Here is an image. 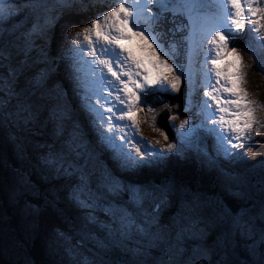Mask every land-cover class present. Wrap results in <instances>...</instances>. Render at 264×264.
<instances>
[{
    "label": "rangeland",
    "instance_id": "rangeland-1",
    "mask_svg": "<svg viewBox=\"0 0 264 264\" xmlns=\"http://www.w3.org/2000/svg\"><path fill=\"white\" fill-rule=\"evenodd\" d=\"M202 1L205 3L204 7L218 10L213 0ZM117 2L118 0H70L69 6L64 0H44L43 8L33 10L19 7L13 15L0 20V83H5L0 92L7 94L0 95V111L5 106V100L13 104L12 111H6L8 119L4 120L0 116V144L4 141L9 150V158L13 157L16 163L14 166L1 162L0 264H111L115 260L121 261L122 264H160L161 261L168 260L166 249L148 248V241L139 236L124 241L122 249L114 250V238L109 236L108 229L104 227L109 223H112L113 227L116 226L112 218L101 208L81 209L76 206L69 194L72 185L78 183V180L73 178L71 182H64L54 178L57 163L49 164L45 160H56L57 153L64 147L65 141L70 139L73 131L83 130V138L89 141V150L94 151L97 156L95 162L86 169V173L89 187L102 197L99 202L103 207L113 203L121 204L129 199L127 191L119 195H112L107 191L102 178L105 168L112 170L117 179L126 180L134 176L139 183L173 185V194L170 196L172 203L161 212L162 222H169V218L175 215L179 208L181 188L186 189L184 195L187 199H191L187 193L200 192L221 201L228 197L233 202L236 198L232 193L242 191L250 196L256 195L252 197L257 205L259 204L264 185V29L257 31L256 25L246 24L240 32L229 35L225 30L231 26L230 18H226L229 14L227 9H231L228 5L225 9L218 10L224 20H221L216 12L211 21L230 37V46L237 49L236 55L226 54L217 62V67L225 70L229 83H235V72L239 71L242 75L239 87L254 109V123L248 133V143L259 141L252 144L253 148L258 150L254 159L252 153L245 152L244 159L236 164L220 160L213 165L203 152L187 151L184 158L165 152L168 159L159 166L144 168L138 173L120 172L110 154H105L98 144L93 143L95 136L89 123L90 117L80 108L79 98L71 90L68 68L71 61L56 59L65 55L62 49L74 46L73 38L82 26L89 24L92 19L115 6ZM128 2L131 3V0ZM223 2L227 3V0H222L220 4ZM176 3L178 8H183L178 11L187 19L189 29L198 32L204 25L201 21L202 14L197 12V9L193 10L191 0H176ZM257 6L264 8V0H257ZM186 7H189L191 13H187ZM204 12L209 16L206 10ZM189 15H192L191 20ZM46 21L51 23L46 24ZM140 23L143 25L144 20L141 19ZM34 24L38 29L46 30L45 35L50 38L47 45L41 32L33 31ZM72 24L78 27H70ZM252 35H255L260 43L254 42V46L244 45ZM205 43L193 45L183 68L187 81L182 83V88L189 98L188 111L182 110L179 115L175 113L171 120L167 118L165 127L159 130L152 128L149 123H159L161 115H168L167 110L160 111L154 120H146L143 112L138 114V131L135 138L142 140L150 149H167L168 144L173 143L183 131L180 128L181 122L191 118V124L185 127L195 130L194 143H198L201 149H206L208 154L214 155L216 141L210 130L220 129L208 116L215 114V104L208 101L210 107H206L203 103L207 101L204 91L211 90L215 84L216 78L211 72L212 65L206 61V54L214 53L210 52L213 47L210 37ZM141 44L142 42L134 38L127 46L135 55L144 56L149 50L146 46L142 48ZM42 48L47 52V57L41 55ZM176 62L182 64L180 61ZM41 72H47L48 78L38 85L37 78ZM56 84L67 93L65 99L60 98ZM7 90H11L12 94L9 95ZM157 93L163 95V100L168 98V94L170 97L166 100L169 105H179V101L175 99L178 93H172L170 90ZM62 110L66 115H61ZM77 123L81 128L75 127ZM57 125L62 129L59 136L56 135ZM169 134L172 138L167 136ZM165 136L168 137L167 140ZM195 137L199 139L196 140ZM223 163L237 168L235 173H221L220 167ZM248 164L252 167H248ZM245 167H248V170H245ZM237 171L243 176L238 177ZM1 172L6 176L3 177ZM251 173L253 175H250ZM256 173L259 175L257 180L254 179ZM249 175L251 180L248 179ZM53 185H63L59 192L62 213L53 211L45 203L48 190ZM212 190L217 191L213 193ZM84 198H87V191ZM37 200L39 204L35 203ZM127 207L129 211L141 213L151 212L154 205L145 200L140 209L131 204ZM89 214L95 217V223L87 220ZM137 219L142 220V215H138ZM137 240L141 243H137ZM97 241H103L107 247H98ZM32 248H40L39 253L42 255L39 256H42L44 261L32 253ZM130 249L141 251L133 253ZM186 258L187 255L179 258L181 264ZM217 258L230 259L233 264H259L261 259L260 256L246 253L243 246L231 257H214Z\"/></svg>",
    "mask_w": 264,
    "mask_h": 264
},
{
    "label": "snow or ice",
    "instance_id": "snow-or-ice-1",
    "mask_svg": "<svg viewBox=\"0 0 264 264\" xmlns=\"http://www.w3.org/2000/svg\"><path fill=\"white\" fill-rule=\"evenodd\" d=\"M64 2L70 6V0ZM227 4L231 8L230 23L236 32H240L246 24L256 25L257 31L264 29V8L257 6V0H227ZM19 7L40 9L44 7V0H0V20L13 15ZM165 13H171V16ZM179 15L176 0H131V3L118 0L115 6L82 26L73 38L74 46L62 49L65 55L56 57L57 60L71 61L68 65L71 90L79 98L80 108L90 117L89 123L95 136L93 143L98 144L105 154H110L120 172L138 173L141 169L159 166L168 159L165 152L180 158H184L187 151L203 152L214 165L220 160L236 164L244 159L245 152L252 153L254 159L258 151L252 144L259 141L248 143L254 109L239 87L242 75L239 71L235 72V83H229L225 70L217 67V62L226 54L236 55V47L230 46V37L211 21H206L196 32L179 20ZM141 19L144 20L143 25ZM33 31H40L47 45L50 38L45 35L46 30L38 29L34 24ZM209 37L213 46L210 52L214 55L206 54V61L212 65L211 72L216 79L211 90L204 91L207 101L203 103L206 107H210L208 101L215 104V114L208 116L220 129L210 130L216 141L214 155L194 143L195 130L185 127L191 124V118L181 122L183 131L173 143L168 144L167 149H150L142 140L135 138L138 114L143 112L146 120H154L160 111L167 110L168 119H173L172 108H180V105L163 103L158 109L154 101L149 100L150 96L155 98L158 91L168 90L185 97L183 110L188 111L189 98L182 88L187 77L183 66L176 61L178 57L190 56L193 45H202L208 42ZM134 38L142 42V48L146 46L149 50L144 56L135 55L127 46ZM41 55L47 57L43 48ZM47 78L48 73L41 72L37 84ZM188 84L190 86V81ZM55 87L59 89L60 98L65 99L67 93L59 84ZM61 115L66 113L62 110ZM156 126L154 123L153 127ZM75 127L81 128L79 123ZM61 132V127L57 125L56 135ZM83 137V130L73 131L57 153L56 160L46 159L45 162L57 163L55 179L71 182L75 178L79 181L72 185L69 194L77 207L101 208L112 218L116 226L109 223L104 227L114 238V250L122 249L124 241L139 236L148 241V248L166 249L168 260L160 264H181L179 258L185 255L187 258L183 264H233L230 259L214 257H231L241 250V246L249 255L260 256L259 264H264V189L258 205L252 196L237 191L232 193L236 198L234 204L228 206L200 192L187 193L191 197L187 199L184 195L186 189L181 188L179 208L169 222H162L161 212L172 203L173 185L139 183L134 176L121 180L112 170L105 168L102 178L107 191L112 195L127 191L129 199L103 207L99 202L102 197L90 189L86 173L97 156L89 150V141ZM165 139L168 137L165 136ZM62 187L53 185L45 197L46 205L57 213L63 212L59 195ZM86 191L87 198H84ZM145 200L153 203L151 212L129 211L128 204L140 209ZM138 215H142L143 219L138 220ZM86 218L90 223L96 222L90 214ZM137 243L141 241L137 240ZM97 246L107 247L103 241H97ZM130 251L139 253L141 249ZM111 264L122 262L115 260Z\"/></svg>",
    "mask_w": 264,
    "mask_h": 264
},
{
    "label": "trees",
    "instance_id": "trees-1",
    "mask_svg": "<svg viewBox=\"0 0 264 264\" xmlns=\"http://www.w3.org/2000/svg\"><path fill=\"white\" fill-rule=\"evenodd\" d=\"M1 48V47H0ZM5 83H0V91L3 89V85H4ZM11 85H13V84H11ZM10 91V90H9ZM9 91L7 90V92H8V94H9ZM0 95H2V96H6L7 94H6V92H0ZM7 100H5L4 102H5V106L1 109V111H0V116L5 120V119H8L9 117L8 116H6V111H12V106H13V104H12V102L10 101V103H9V101H7ZM8 103H9V105H8ZM8 145V144H7ZM9 152V150H8V147H6L5 146V144H4V141L0 144V159H2V160H0V170H2V164H1V162L2 161H4L5 162V165H10V164H13L14 166H16V163H15V161H14V158L13 157H11V158H9V156H10V154L8 153ZM248 167H252V165L251 164H248L247 165ZM248 167H245V170H248ZM4 170H5V172H6V167H4ZM224 171H226V172H229V173H235V171L234 170H232V169H227V168H224L223 169ZM3 172V171H2ZM1 172V173H2ZM3 174V173H2ZM236 175L239 177H241V176H243V174H241L239 171H237L236 172ZM250 175H253L252 173L250 174ZM250 175H249V180H251V177H250ZM263 175V181H264V173L262 174ZM6 176V174H3V177H5ZM254 179L255 180H257V179H259V175L256 173V175H255V177H254ZM156 181H158V179H156ZM237 189V188H236ZM262 189H264V185L262 186ZM217 190H212V192L213 193H215ZM252 196H256V195H252ZM32 201V200H31ZM222 202L225 204V205H228V206H230V205H233L234 203L233 202H235V200H233V202L227 197V198H224V199H222ZM36 204H39V201L37 200L36 202H35ZM256 225H257V227H259V225H260V221L259 220H257L256 221ZM41 247V246H40ZM32 249H34V250H32V253L33 254H35V255H38V257H39V259L41 260V261H44V259H43V257L41 256H39V255H42V253L40 254L39 252H40V248L38 249V248H32ZM38 253V254H37ZM34 255V256H35ZM36 257V256H35Z\"/></svg>",
    "mask_w": 264,
    "mask_h": 264
},
{
    "label": "water",
    "instance_id": "water-1",
    "mask_svg": "<svg viewBox=\"0 0 264 264\" xmlns=\"http://www.w3.org/2000/svg\"><path fill=\"white\" fill-rule=\"evenodd\" d=\"M180 17H182V21H183V23H185L186 24V22H185V20H184V17H183V15L182 14H180L179 16H178V19L180 20ZM177 61H180L182 64V66H183V68H184V64H185V58H184V56H181V57H178L177 58ZM161 99V100H160ZM165 100H163L162 98H161V96H156L155 98L154 97H152V96H150L149 97V100L150 101H154V103H155V106L156 107H159V108H161L162 106H160V104L161 105H163V103H168V101L166 100V99H168V98H164ZM176 99L179 101V105L181 106L180 108H178L177 110H172V115L174 116V114L175 113H177V112H181L182 111V109H183V106H184V101H185V97L184 96H181L179 93L176 95ZM168 118V115H163L162 117H160V120H159V123H155L157 126L154 128L153 127V124H151V123H149V125L152 127V128H154V129H156V130H159V129H161V128H164L165 127V125H166V123H165V121H166V119ZM171 137V136H170Z\"/></svg>",
    "mask_w": 264,
    "mask_h": 264
},
{
    "label": "bare ground",
    "instance_id": "bare-ground-1",
    "mask_svg": "<svg viewBox=\"0 0 264 264\" xmlns=\"http://www.w3.org/2000/svg\"><path fill=\"white\" fill-rule=\"evenodd\" d=\"M214 1V5L215 6H217V9L218 10H221V9H225L226 8V6L228 5L227 3H224L223 2V4L224 5H222V4H220V2L222 1V0H213ZM191 3V2H190ZM207 5V4H206ZM220 7V9H219V7ZM208 8V7H207ZM218 10H215L217 13L216 14H218ZM227 12L229 13L227 16H226V18L228 17V18H230L231 17V15H230V12H231V9H227ZM219 16H220V18H221V20H224V18H223V16L221 15V14H218ZM215 16V15H214ZM216 17V16H215ZM217 18V17H216ZM180 20L182 21L183 19H182V17H180ZM222 25V24H221ZM226 31H227V33H229V35H231V33H235L236 31L232 28V25L230 26V28L227 30V29H225ZM233 35V34H232ZM206 44V43H205ZM244 45H246V44H244ZM203 47V46H202ZM203 50V49H202ZM205 50V49H204ZM207 50H209V49H207ZM206 50V51H207ZM198 52H199V48H198ZM194 57V56H193ZM201 58V57H200ZM209 70H210V68H208ZM189 88H190V86H188ZM162 95V94H161ZM187 95V94H186ZM161 100V99H160ZM160 106H163V105H161L160 104ZM158 109H161V108H159V107H157ZM162 111H165V110H162ZM149 126V125H148ZM150 127V126H149ZM169 132H170V130H168ZM168 137H170V138H172V135L171 134H169V135H167Z\"/></svg>",
    "mask_w": 264,
    "mask_h": 264
}]
</instances>
